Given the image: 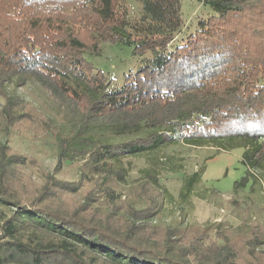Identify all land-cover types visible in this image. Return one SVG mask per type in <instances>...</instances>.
I'll return each instance as SVG.
<instances>
[{"label": "trees", "instance_id": "trees-1", "mask_svg": "<svg viewBox=\"0 0 264 264\" xmlns=\"http://www.w3.org/2000/svg\"><path fill=\"white\" fill-rule=\"evenodd\" d=\"M124 1L78 0L84 9H76L64 29L55 22L60 4L52 0H0V133L21 123L25 129L39 123L44 134L57 130L7 92L29 78L77 118L75 130L57 133L52 172L0 140V207L8 210L0 211V264H264L263 227L237 239L216 227L161 228L151 223L161 203L153 198L138 209L118 190L128 175L125 157L180 141L197 146L240 139L247 167L262 165L264 0H197L215 15L180 45H174L182 27L179 0H137L141 14L132 20ZM80 25L97 42L95 54L99 43L117 42L142 58L121 88L110 89L84 59ZM100 131L141 134L114 142L97 137ZM73 161L81 162L78 181L55 177ZM27 169L40 181L31 182ZM196 177H189L188 189ZM83 183L90 186L86 195L69 203ZM138 191L128 195L137 200L143 197Z\"/></svg>", "mask_w": 264, "mask_h": 264}, {"label": "rangeland", "instance_id": "rangeland-1", "mask_svg": "<svg viewBox=\"0 0 264 264\" xmlns=\"http://www.w3.org/2000/svg\"><path fill=\"white\" fill-rule=\"evenodd\" d=\"M77 1L52 0L54 4H60L61 16L55 18V22L60 23L64 29L70 21L68 17L74 15L76 9H84ZM123 4L128 6V19L140 16L141 4L137 0H126ZM179 8L182 27L174 45L182 44L187 36L193 34L201 20L215 15L211 8L197 0H179ZM86 17L88 21L89 16ZM53 23L49 21V24ZM77 30L86 47L84 59L111 82L110 89L121 88L125 77L142 66V58L133 55L132 48L121 43L101 42L98 45L99 52L95 54L97 42L92 34L83 25L77 27ZM64 31L68 33L69 30ZM146 56L150 58L149 54ZM96 72L93 70L91 74L88 71L85 76L90 77ZM6 90L29 104V113L33 118L39 119L38 114L40 118L50 120L53 123L52 129L54 127L57 130L44 134L40 133L39 123L24 125L28 127L26 129L21 123L6 134L0 133V140L12 151L34 158L42 169L52 172L56 160L57 133H70L75 130L77 123L70 105H62L45 85L33 78L16 88L8 85ZM2 102L0 97V105ZM97 137L114 142L129 139L127 136H111L105 131H100ZM245 145L240 139L205 141L197 146L180 141L154 151L125 157L123 163L128 168V175L125 183L118 186L121 200L127 196L126 202L140 209L150 206V200L156 199L157 203H161V211L151 223L161 228L181 226V229L195 230L209 226L224 231L231 239L248 237L254 228H264V160L260 167L248 168L242 160ZM80 166L79 161L67 162L56 172L55 177L69 182L78 181ZM194 173L197 174L196 180L188 189V179ZM25 174L31 177V182L40 181L35 169H27ZM244 177L246 180L243 184L235 187V183ZM145 183L147 185L138 187ZM140 188L143 197L137 196L140 198L133 200L128 195L129 191H133L134 196ZM89 189L90 186L83 183L76 195L67 198L70 200L68 202L82 199ZM0 211L8 212L2 207ZM260 249L264 250V245ZM260 258L264 260L263 256Z\"/></svg>", "mask_w": 264, "mask_h": 264}]
</instances>
